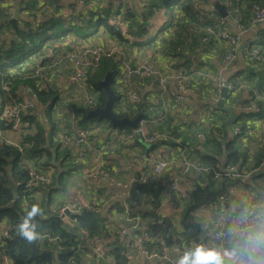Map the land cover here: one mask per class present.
Here are the masks:
<instances>
[{
    "label": "trees",
    "instance_id": "1",
    "mask_svg": "<svg viewBox=\"0 0 264 264\" xmlns=\"http://www.w3.org/2000/svg\"><path fill=\"white\" fill-rule=\"evenodd\" d=\"M22 1L23 4L20 6L24 7L25 20H21L23 25L17 27L11 37L7 35L9 31L7 33L2 31L3 28L9 29V24L5 23L6 16L4 13L7 9L0 5V117L6 107V101H13L9 97L14 100L16 98L22 100L24 96L17 95L26 89H29L30 98L34 103L31 109H27L30 112L29 114L23 117L22 113H19L20 125L14 131V133L19 134V143L15 144L0 137V234L6 228L14 227V230L10 232L11 237L3 235L0 237V264H26L31 256L32 246L19 236L17 225L32 205L38 202L40 191L44 192V195H46L44 198L46 199L39 205L44 210V215L36 218L39 225L37 231L40 233V237L34 241L36 256L31 264H130L129 256L136 252L131 242L134 237L138 238L143 235H146L147 239L141 240V244L143 248H148L149 253L158 252L162 256L164 251L168 252L173 249L174 254L170 255L168 264H171V260L175 264L177 257L180 256V254H176V249L184 251L187 246L204 242L206 235H208L202 229L200 223L197 222V206L200 205L201 209L205 210V208L215 203L219 196H228L230 179L217 180L213 177V171H210L206 175L195 178L196 183L184 198L173 197L167 206L163 205L166 197L164 177L162 183L155 182L158 185L150 182L149 179L147 181L138 180L132 184V193L124 201V203H127V207H123L122 201H120L121 203L111 204L109 211L106 212L107 214L110 213L108 216L109 219L111 217L110 222L105 217V213L103 214L99 210L101 202L95 199L89 202L91 207L83 208L79 214H70L72 221H69V223L64 222L58 216V212L65 203H62L55 212V208H51V197H47L48 189L56 183L57 191L61 192L67 188V185L64 186L61 183L63 173H58V167L56 168V165L48 160L49 147L59 148L61 146L60 150L63 151V148L66 149V147L63 144V139L58 138V135L61 133L72 136L74 131L80 128L91 131L92 128L101 125L103 128L116 130L122 135L132 133L135 130L127 124L112 127L109 120L88 115L89 110L105 106L107 96L99 84L108 72L112 73L113 78L111 88L119 96L118 105L116 106V103L113 105V112L117 118L134 120L139 114H146L147 111L144 110V100L139 103L140 106L138 105L137 109H133L130 103H124V97L128 99L129 90L123 86L121 90L118 89L117 82L120 77L122 78L120 76L122 73V60L116 57L118 55L108 57L102 54L98 69L88 70L83 81L84 88L96 99V103L84 107L72 101L73 104L65 106L63 109L66 110L65 115H69L74 120L75 126L72 132H69L70 128L67 127V130L62 129L61 132L58 131V134H56L54 121L57 120L53 118L51 112H53L54 105L62 98L58 96L59 91L56 84L54 82L49 84L50 82H48L49 79L52 81L55 77V70L57 69L55 55L57 53L65 54L67 50H69L67 52H76L73 50L86 47L89 44H92L90 47H98L100 38L92 39L93 34L83 35L84 32L81 30L86 28L85 26H89L91 22L95 24V27L99 24L105 25V29L110 32H113L115 26L111 21H108V16L98 14L91 6L82 11H73L72 8L69 15L71 20L65 23L67 16H62L60 13L61 5L57 6L50 0L48 1V7L45 8L39 0ZM85 1L90 2V0ZM216 1L226 6L228 14L226 19H219L226 24L227 20L237 17L236 20L238 19L240 28L249 26L250 19L253 17V5L264 7V0H230V5L229 0ZM210 4H212V0H146L145 8L139 14L127 15V18L131 16L138 21H130L128 23L129 31H125L124 34L119 31L116 37L124 50L123 44H127L130 40L137 43L139 47H159V45L168 47L170 51L167 52L166 56L170 60L167 59V63L173 60L175 61V68L190 69L189 55H195L197 49L202 52L203 56H208L209 51L214 49L217 43L222 46L223 54L225 51V45L215 39L211 38L208 42L201 43L202 33H195L196 36H184L183 34L189 28H196V26L191 25L192 22H196L197 26H200L197 29L204 28L209 23L213 27L218 26L219 21H207L203 15L204 9ZM177 11H179L178 18L185 15L184 18L186 19L176 20L174 15ZM214 12L218 14L216 11ZM159 14H162V17L165 18L163 25H175L177 31L182 34L177 32L175 37L169 38L166 42L162 41L159 35V33H162L164 26L157 29L156 34H152V29H149V27L157 20ZM195 15H199L200 20H195ZM1 18L5 20H1ZM30 18L34 19V23L29 20ZM23 26L28 27L29 30L24 31ZM69 33L72 34V37L67 38ZM183 37L185 38L182 41L181 38ZM187 37H191L192 42L190 43L195 46V50L190 51V53L183 49L184 43L188 41ZM70 40L72 42H69ZM260 45L264 47V42H261ZM49 53H51V57L46 60ZM124 53L126 54L125 51H123ZM156 53H159V50H156ZM163 55L165 54L163 53ZM32 57L36 59L30 60ZM138 57L139 60H143L141 55H138ZM153 57L155 58L154 55ZM43 59L44 63L40 66V61ZM177 59L185 60V62L179 63L176 61ZM25 62L29 63L20 67ZM129 63L131 66L137 64L136 60ZM185 63H189V66H183ZM153 66L157 68L160 65L155 60ZM151 79L149 76H143L140 80L138 78L133 80H137L140 85L141 83H150ZM232 83L236 88V83L234 81ZM140 86L142 87V85ZM254 89L248 91V96L251 99L255 98ZM226 96L229 95L226 94ZM61 103H63V100ZM38 108H42L45 120L43 124H39L36 120L39 116L36 113ZM221 111L224 112L222 109ZM256 118L258 117L254 116V120ZM63 120L66 121L67 119ZM47 121L50 123L48 128L43 126ZM12 125V122L8 123L4 118H0V134L1 132L5 133L7 129L12 131ZM233 125L240 127L239 135L247 132L246 122L240 116ZM33 126H35L34 134L30 132ZM224 127L225 122H221L219 127L210 128V152L200 157V163L211 166L212 169L216 170H224L234 165L237 166L240 172L245 170V173H247L246 171L251 170L260 163L263 155L257 157L258 161L255 166L247 167L245 156L247 150L241 151L242 148L236 145L234 139L226 140L223 137ZM221 130L222 133L220 134ZM25 131L29 132L24 133ZM174 136L176 137L177 134H174ZM179 142V144H176L166 140L161 141L157 146L174 147L181 151L186 148L185 145L188 141L180 140ZM157 146H151L150 150H155ZM42 157H46V160L40 161ZM33 161L34 163H32ZM76 164L73 163L69 166L71 167L70 172H75V170L88 171L84 169L86 165L78 166ZM49 165L53 167V170L51 176L47 177V181L39 182L29 189L18 185V183H27L31 170L39 173L42 170L44 174L50 173ZM100 165L97 168H100ZM97 168L91 167L90 172L93 173ZM92 177L95 179L93 175ZM80 178L87 185V180L82 175ZM135 178L139 179L140 175ZM257 178H259L255 181L257 184H264V179ZM11 181L15 184L16 198L13 197L10 189ZM92 193L102 195L103 199L105 198L104 203L109 202L110 195L112 196L108 192L104 197L105 192L103 195L98 189H93ZM169 212L171 213L169 214ZM125 216L126 218L123 219ZM127 218L132 219L131 224L126 221ZM130 226L134 228L131 229ZM123 228H127L128 232L122 237L120 230ZM98 245L102 246V252L104 253L101 256L94 250ZM108 249L110 253L105 258ZM88 254H90V257H88ZM92 258L97 259L96 262ZM87 259L88 261H86ZM151 259L158 260L153 256ZM158 261V264H160L162 260Z\"/></svg>",
    "mask_w": 264,
    "mask_h": 264
},
{
    "label": "crops",
    "instance_id": "2",
    "mask_svg": "<svg viewBox=\"0 0 264 264\" xmlns=\"http://www.w3.org/2000/svg\"><path fill=\"white\" fill-rule=\"evenodd\" d=\"M39 1L42 5L47 6L43 0H39ZM79 1L81 0H59L58 1L59 3L56 4L57 6L61 5L62 9L60 10V13L62 14V16H65V17L67 16L65 19V23L71 20L69 15L71 14L72 8H73V11L75 10L82 11L88 6L94 7V10H96L98 14H101L102 16L104 15L108 16V21H111V23L116 22L115 24H113L115 26L113 28V32H110L108 29H105V25L99 24L98 26L95 27V33L92 39L100 38L98 40L99 41L98 47L107 48L114 44L117 46L116 47L117 50L119 49L120 51H122V53L123 51L126 52V54L124 53L123 55H124V58L128 62L133 63V61L136 60L137 64L145 62L153 66L156 60L160 66L157 68L154 66L153 67L158 69L159 71L162 70L165 66H167L166 65L167 59L170 60V58L166 56L167 52L170 51L168 47H162V45H159V47H150V46L139 47L137 43H135L133 40H130V42H128L127 44H123L125 47V50H124L123 47L120 45V41L116 37L117 33L120 31L119 23L122 29H125L126 27L125 31L127 32L129 31L128 23L130 21L131 22L138 21L136 18H133L131 16L130 18H127V15L130 14L134 16L135 14H139L141 10L145 8L146 0H90V2H86L85 0H82L84 2L83 6H80ZM215 2L217 1L212 0V4H210V6H206L204 11L207 12V11L213 10L212 7ZM22 4H23L22 0H0V5L4 7V9H7V11H5L4 13L6 16L5 19L15 18L17 22V27L23 25L21 23V20L25 18V11H23L24 7L20 6ZM178 12L179 11H177L174 15L175 19L185 20L186 19L184 18L185 15L179 18L177 17ZM205 12H203V15ZM198 16L199 15H195V20L199 19L200 16L199 17ZM5 19L1 18V20H5ZM29 20L32 23H34L33 18H30ZM164 20L165 18L162 17V14H159L157 16V20L154 21L150 25L151 27H149V29H152V34H156L157 29L164 26L162 33L161 34L159 33V35L162 38V41L166 42L169 40V38L175 37V35L177 34V29L175 25H169V26L163 25ZM191 25L196 26V28H189L186 30V32H189V30H191L188 36H196L195 31L197 30V28H200V26H197L196 22H192ZM226 25L232 30V32L234 33L237 32L236 22L233 19L227 20ZM250 25L251 24H249V26L246 25L247 26L246 28H241L245 30L246 32L245 33L241 32L239 50L236 54L235 60L231 63V65L228 68H225L224 63H223V55H224L223 48L217 43L215 45V48L209 51L210 54L205 57V61L202 64L205 67L206 72L210 73L212 76L213 75L216 76L221 72V78L224 81H229V82L234 81L236 83V91L233 93L228 92L227 94L229 96H225L223 99V106L232 108L234 113L236 114V117L233 122L228 124L231 118V113L223 108L218 107L217 102L219 99H222V96L220 92L215 93V88H214L215 84L211 83V87L210 86L208 87L203 79L196 78L189 85L187 89V96H185L186 97L185 102L174 104L173 108L168 114L167 121L164 124H161V125L149 124L148 125V129L150 132H160V133L169 132L171 135L177 134L175 138H177L178 140L188 141L187 145H185L186 148L181 151H178L174 147H168V146L165 147L161 145L157 146L156 149L162 150L166 158L176 161L179 157V154L182 151H185V154L187 155L189 159L200 162L199 159L201 156L199 155V153L202 152V154H205V153L210 152V148H211V145H209L210 128L219 127L221 125V122H225V127L223 129L224 130L223 137H225L226 140L234 139L236 141V145L242 148V149L240 148L241 151L247 150L246 152L247 155L244 153L247 158V164H248L247 167L255 166V163L258 161L257 157L263 155L262 158L260 159V163H258L256 167L252 168L251 170L246 171L247 173H245V170H242V172H240L237 166H235V170L239 174H241V177H244L242 183H239L238 185L236 184L235 192H237L240 189L247 188L249 184L252 183L254 178L260 177L264 179V63L254 62L251 57V52L253 48H259L262 52L264 51L263 49L264 47L260 45L261 42L262 43L264 42V22L256 26H253L251 28H250ZM2 31L4 33H7L8 31L10 32L11 25H9V29L3 28ZM125 31L123 32L121 31L122 34H124ZM179 31L183 32V30L181 29H179ZM179 34H182V33H179ZM67 35H68L67 38L72 37L71 33ZM188 38L189 37H187V39ZM181 40L183 41L184 37L181 38ZM69 42H72V41L70 40ZM91 45L92 44H89L87 46H91ZM73 49H76V48H73ZM183 49L187 53H190V51L192 52L195 50V46H193L189 41H187L186 43H184ZM220 49L222 50V52ZM156 50H159V53H156ZM163 53L165 55H163ZM138 55H141V58L143 60L141 59L139 60ZM153 55L155 56V58L153 57ZM34 59L36 58L32 57L30 60H34ZM115 60L119 62V60L117 59ZM176 61H178L179 63L185 62V60H182V59L181 60L177 59ZM28 63L29 62H25L20 67H23ZM67 64L69 65V71L67 72L66 78L69 82L68 74L70 72V64L68 62H65V61L58 62L56 70L58 69L60 70L64 65H67ZM190 64H191V61H190ZM183 66H189V63H185ZM222 69L224 70L222 71ZM120 76H122V73ZM133 79L135 78H131L129 81H127V85L125 86V88H127L129 91L134 90V91L139 92L140 90V93L142 95V100L144 98V103H145L144 110H147L148 107L152 105L154 102H156L157 100V96L153 95V94H156V89L154 87L153 88L150 87L151 83H146V84L144 83L145 85L141 83L140 84L142 85L141 87L139 85V82ZM119 80H117L118 89L121 90L123 87H122V82L119 83ZM253 88H255L254 89L255 98L251 99L248 96L249 95L248 91ZM83 90H84L83 92L84 95L69 96L68 100H65V101L71 100V102L73 101V102L79 103L80 105L84 107L87 106L84 104V99L91 95L89 94L86 88H84ZM124 99H125L124 103L126 102L130 103L133 109L138 108V106H135L136 104L132 103L127 98L124 97ZM118 101L115 102L116 106L118 105ZM42 108H40L41 111H42ZM58 109L59 108H57V110ZM221 109L224 112H222ZM65 111L66 110H62V109L58 110L56 112V116L59 117L58 122H60V126L66 130H67V127H69L70 128L69 132H72L75 126L73 125L74 120H72V118L69 117V115H65L66 114ZM37 113L39 114V112ZM239 116L243 120H245L246 125L248 127L247 132L244 133L243 135H239L240 127H235L233 125V123L237 120ZM254 116L258 118L254 120ZM63 119H67V120L64 121ZM44 127L48 128V125H45ZM32 131L34 132V129H32ZM113 131L114 130H109L108 128H103V126L101 125L96 126L94 133L96 132L100 136L98 137L97 135L98 139H97L96 144H100V146L104 147L105 146L104 139L111 138L110 141H113L115 145H118L117 148H120V144H117L118 142L117 140H119V138L116 137L117 135L115 136L112 135ZM198 131H204L207 133V141L203 145L198 142L197 149H195L197 142L195 140L194 135ZM9 133L10 132H5L3 134H5L6 137L8 136V139H9ZM221 133H222V130L220 131V134ZM13 135L15 137H13L12 142L15 144L19 143L18 141L19 137H16V135H19V134L13 133ZM62 135L63 134L58 135V137L61 138ZM92 138H95L94 134L90 138L91 141H93ZM57 142H59V140H57ZM151 146L152 145H149V150L144 160V164H142L141 166L132 165L129 162H126L125 164L121 161H118L117 159L114 158V156H112L111 159L114 160V162L112 163L113 167L111 166V170H110L112 172L110 174L112 175V177H111V180H106V181L116 180L115 175H119L120 177H127L129 174H132L130 177V180H132L133 177H137V175L144 176V178L147 177L148 175L150 176L151 168L147 164L152 165L153 163V160L151 159V154H152V151L150 150ZM60 148L61 146L59 147V149L58 147L52 146V147H49L48 149L50 152L48 154L49 162L54 163L56 165V168L58 167L59 169L58 173H63V178H62L61 183H63L64 186L67 185V188H65L64 191L60 192L56 190L57 188V183H56V185L54 184L47 191V197L50 196L51 197L50 199L52 201L51 208H55V212L57 211V208L62 203L69 204V205H75L76 206L75 210L79 212L83 208L91 207L89 205V202L95 199L96 201L101 202V206H99L100 207L99 210L101 213L104 214L105 213L104 207H106V209L109 210L112 203H117L121 201L122 197L115 196L117 193L115 189L116 187L115 184H113V186H109L112 188L108 189V187H105V184L103 185V181L98 183L95 181L96 179L87 178V177L92 176V172H90L91 167L95 169L101 164V162L105 164L103 155L108 150L114 151L113 148L103 151V154L101 155H98L97 153L94 154L90 150L86 149V157H84L83 159L77 158V156L74 154L73 149L63 148V151H62L60 150ZM57 152L58 154H56ZM43 160H46V157H42L40 159V161H43ZM73 163L74 164L77 163L78 166L86 165L84 169L88 171L82 172V171L75 170V172L74 171L70 172L69 169H71V167L69 166L72 165ZM118 164H120L123 168H121ZM103 168L104 166H102L100 169H103ZM52 170H53V167L51 168L50 172ZM81 175L87 181L92 180L94 184V188L98 189L101 194L104 195V192H105L104 197L108 194V192L109 194H112V196L110 195V201H109L110 203L107 201L106 205L104 206L105 198L103 199L102 195L99 196V195L93 194L92 192L90 193V191L89 192L86 191L88 188L84 190L83 192H81V194H78L79 191L86 186V185L84 186V182L80 178ZM163 177H164L163 180L165 181V183H167L172 178L170 177V173L165 174ZM232 178H233L232 176L228 177V179H230V183L233 182L231 180ZM144 180L147 181L146 178ZM190 182L191 183L189 184L190 186L189 190L192 189V186L196 183V179L193 178L191 179ZM163 190H164V185H163ZM118 195H119V192H118ZM38 197H40V199H38V202L36 204L40 205L41 202L44 199H46L44 198L46 197V195H44V192L40 191V193H38ZM168 200L165 199L164 201L165 203L163 204L164 206H167L170 203V199ZM75 214L77 213H74V215ZM110 221H111V217H110Z\"/></svg>",
    "mask_w": 264,
    "mask_h": 264
},
{
    "label": "built area",
    "instance_id": "3",
    "mask_svg": "<svg viewBox=\"0 0 264 264\" xmlns=\"http://www.w3.org/2000/svg\"><path fill=\"white\" fill-rule=\"evenodd\" d=\"M80 6L84 5V2L81 0ZM231 1L229 0V5ZM253 17L250 19L251 27L256 26L262 22H264V7H260L258 5H253ZM204 17L207 21L218 22L217 27L211 26V24L205 25L204 28L198 29L200 30L199 33L203 34L201 39V43H206L209 40L215 39L218 42L225 45V51L223 55V63L224 67L228 68L231 63L235 60L236 54L239 50L241 32L245 33L246 31L240 28L238 23V19L234 18L233 20L236 22L237 32H232V30L223 23L219 18V16L213 11H207L204 13ZM115 24L116 22H112ZM120 31H125L122 29L119 23ZM197 31V30H196ZM195 31V32H196ZM259 40V39H258ZM188 41L191 42V37L188 38ZM116 45L109 46L107 48L101 47H82L78 48L77 50H73L76 52H66L65 54L57 53L54 57L56 63L55 66L57 67L58 62L65 61L70 64V72L68 74L69 83L75 89H82L83 81L86 78V73L88 70H96L99 67V60L102 54H105L108 57H113L115 55L117 58L122 60V78L119 80V83L122 82V86L125 87L127 85V81L131 78H142L143 76L151 77L150 87L155 88L156 92H158L157 100L152 105L148 107L147 114L143 115L141 119L138 121L137 128L129 134H120L116 130L112 132V135L125 140L126 138H131L132 141H139L152 145L157 146L161 141H172L176 144H179L180 140L175 138L174 135H171L169 132H150L148 129L149 124H164L167 121L168 114L173 108L174 104L183 103L186 100L187 96V89L189 85L196 79L201 78L207 84V86L211 87V83L215 84L214 88L216 92H221V88L225 87L227 92H233L236 90L234 84L229 81H224L221 78V72L218 75H211L210 73L206 72L204 66H199L201 57H205L202 55V52L197 49L195 55H189V59L192 62V67L188 70H184L182 68H175L174 64L175 61H170V66H165L162 70H158L154 68L149 63L142 62L140 64H136L135 66H131L130 63L124 58L123 53L118 49H116ZM120 54V55H119ZM197 57V60L193 61V58ZM251 57L254 62L257 63H264V54L259 48H253L251 52ZM205 59V58H204ZM199 64V65H198ZM198 65L196 68L195 66ZM224 69H222L223 71ZM123 80V81H122ZM17 96H24L22 100H18L17 98L14 100L12 97H9L10 100L13 101H6V107L1 115V119H5V121L12 122V129L13 131L16 130L17 127L20 125V117L19 113H22L23 117L29 114L30 112L27 109H31L34 106L30 98L29 89H26L21 94ZM128 99L136 104L137 106L140 105L142 101V95L134 90L129 91ZM144 100V98H143ZM20 101V102H17ZM96 103V99L92 96L86 97L84 99L85 105H92ZM142 114V113H141ZM1 134H3L1 132ZM0 134V137L2 138ZM92 135V131L86 128L77 129L72 136L70 135H62L61 138L63 139V144L68 149H73L74 154L79 159H83L86 157V149L90 150L92 153H97L98 155L103 154V146H96V149L90 145V138ZM196 142L200 144H204L207 141V133L204 131H198L194 135ZM30 147V145H29ZM105 147V146H104ZM107 149V148H106ZM151 159L153 160L152 165L147 164L150 169V176L148 175L145 177L147 180L152 183L159 182L162 183L163 176L167 173H170V177H172L165 185V199H172L173 197L184 198L189 191V184L191 183V179L201 177L206 175L210 171H213V177L217 180H222L228 178L229 176L233 177L231 180L233 182L230 183L228 187V193H235V186L239 183H242L244 177H241L235 170V166L231 165L224 170L221 169H212L211 166L204 165L199 161H193L187 157L185 151H182L179 154L178 159L172 160L166 158L164 152L160 149H155L152 151ZM103 162H101L100 168L102 167ZM97 168L92 175L95 177V181L100 183L106 182V180H111V175L103 173V169ZM40 170V169H39ZM46 175V176H45ZM47 174H44L42 170L39 172L31 170L29 173V180L25 184L18 183L19 186H23L24 188H31L32 186L38 184L39 182L47 181ZM144 176H140L139 179L132 178L130 181L129 187L131 188L132 184L138 180H143ZM135 180V181H134ZM190 180V181H189ZM117 181L114 182L116 186ZM157 184V183H155ZM158 185V184H157ZM116 196L122 197L121 201L123 203V207H127L124 203L126 198L130 195H123L118 191ZM126 197V198H125ZM169 201V200H168ZM119 203H121L119 201ZM75 205L64 204L59 212L58 216L63 220H69L70 217L68 215L77 213L75 210ZM205 210L211 211L210 207L205 208ZM132 222V219H129ZM14 230V227L6 228L1 234L5 237H11V231ZM127 229L123 228L120 230V234L123 237L127 234ZM134 248H138L141 252L145 250L138 242L132 243ZM99 246V245H98ZM97 246V247H98ZM164 254L160 256L156 253L154 258L158 260H162L160 264H164L166 257L165 251Z\"/></svg>",
    "mask_w": 264,
    "mask_h": 264
},
{
    "label": "clouds",
    "instance_id": "4",
    "mask_svg": "<svg viewBox=\"0 0 264 264\" xmlns=\"http://www.w3.org/2000/svg\"><path fill=\"white\" fill-rule=\"evenodd\" d=\"M200 60L198 65L203 66L205 59ZM256 179L247 188L219 196L211 211L197 206V222L208 235L204 242L185 247L175 264H264V184H257ZM43 215L44 210L33 204L21 218L17 230L27 243L39 239L36 218Z\"/></svg>",
    "mask_w": 264,
    "mask_h": 264
},
{
    "label": "rangeland",
    "instance_id": "5",
    "mask_svg": "<svg viewBox=\"0 0 264 264\" xmlns=\"http://www.w3.org/2000/svg\"><path fill=\"white\" fill-rule=\"evenodd\" d=\"M45 2V4L48 6V0H43ZM47 6H45V8H47ZM64 27V26H63ZM86 28H82V32H84L83 35H88V34H93L94 35V32H95V24H93L92 22L89 24V26H85ZM22 29H24V31H28L29 28L26 27V26H23ZM178 32V31H177ZM191 32V30H189V32H186L184 31L183 34L184 36L188 35L189 33ZM185 38V37H184ZM206 57V56H205ZM205 57H202V59H204ZM197 60V57H194L193 58V61ZM167 66H170L171 64L170 63H166ZM69 71V65H64L60 70H56L55 72V77L54 79H49L48 82H50L49 84H51L52 82H54L56 84V88L57 90L59 91V97L62 98L63 100V103H61L62 100H59L55 105H54V109L53 112H51V114L53 115V118H55L57 121H54L55 123V133L58 134V131H62V127L60 126V122H58V118L56 116V112L60 109H64V106L65 105H69V104H73V102L70 101H65V100H68L69 96H82L84 95V88L82 89H75L72 85H70V83L68 82L67 80V72ZM57 78V79H56ZM72 86V87H71ZM154 96H157L158 95V92H156V94H153ZM61 103V104H60ZM57 108H59L57 110ZM39 112V115L40 116H37V121L39 124H43L44 123V115L42 113V111L38 108V111H36V113ZM139 115H145V114H139ZM66 123V122H65ZM50 124L48 121L43 125H48ZM75 125V124H73ZM35 126L32 127V129H34ZM96 127L95 128H92V133L95 135V138H92L93 141L90 140V145L96 149V146H99L100 144H96L97 143V135L98 137L99 134L98 133H94ZM6 132H10L9 133V139H8V136L6 137L5 134H1L2 138L4 140H7V141H12L13 137H15L13 135L14 131H10L9 129L6 130ZM29 131H25L24 133H28ZM31 133L34 134V132L31 130ZM92 134V136H93ZM61 135V133H60ZM16 137H19L18 135H16ZM63 137V136H62ZM59 138V137H58ZM105 147H103V149H105L104 151H106L107 149H114V151L112 150H108L104 153L103 155V159L105 161V164H103L102 166H104V170H103V173L105 174H108V176L112 173L110 170H111V166L113 167V162L114 160H112V156H114L115 159H117L118 161H121L123 163L126 164V162H129L130 164L132 165H136V166H141L142 164H144V160L146 158V155H147V152H146V145L148 144H144L143 142L139 141V144L136 142V141H132L131 138H126L125 140H122L119 138V140H117V144H120V148H117L118 145H115L113 141H110L111 138H105ZM107 147V149H106ZM59 149V148H58ZM200 156L204 155L202 154V152L199 153ZM107 156V157H106ZM109 157V158H108ZM34 163V162H33ZM121 168H123L120 164H118ZM51 165H49V169L51 170ZM48 176H51V172L50 173H47ZM132 174H129L127 177H120L119 175H115V178L116 180L114 181H106L105 182V187H109V186H113L114 182L117 181L116 183V191H118L119 193L123 194V195H130L132 193V188L129 187V184H130V177H131ZM135 178V177H133ZM88 179H94L92 176L88 177ZM84 186H85V182H84ZM83 187V186H82ZM81 187V188H82ZM88 188V189H87ZM87 189V190H86ZM95 189L94 188V184L92 182V180H89L87 181V185L81 189L79 191L78 194H81V192H83L84 190L86 191H90V193L92 192V190ZM126 198V197H125ZM125 204L127 205V203L125 202ZM106 205V203L104 204V206ZM107 211L109 210H106V207H105V217L107 218L108 222H110V219L108 218L109 214L110 213H106ZM171 212H169L170 214ZM68 217H70L68 215ZM126 216L123 218L125 219ZM122 219V220H123ZM178 219V218H177ZM69 221H72V219L70 218ZM129 224L130 221L129 219L127 218V220ZM128 224V225H129ZM130 228H134L133 226H130ZM127 229V228H126ZM128 231V229H127ZM147 239V236L146 235H143L141 237H134L133 238V241L131 242V244L133 242H138L140 244V247L143 246L141 244V240H146ZM97 248L98 247H95L94 250L97 252ZM136 249V248H135ZM136 251L135 253H132L129 258H130V264H158L159 261L158 260H155L153 261L151 259L152 256H155L156 253L159 255L158 252H153V253H149L148 251V248H146L143 252H141L139 250V247L134 250ZM170 251V252H169ZM168 252H165V257H166V260L164 262V264H168L169 263V260H170V255H173L174 254V250L171 249L169 250ZM101 252V255H103L104 253L102 252V248L100 250ZM138 252V253H137ZM110 253V250L108 249L107 252H106V255H105V258H107ZM99 254V253H98ZM176 254H180L182 255L183 254V251H180L178 249H176ZM140 255V256H139ZM88 257H90V254H88ZM94 262H96L97 259H94ZM91 259V260H92ZM88 261V259L86 260ZM171 264H173V261L171 260Z\"/></svg>",
    "mask_w": 264,
    "mask_h": 264
},
{
    "label": "water",
    "instance_id": "6",
    "mask_svg": "<svg viewBox=\"0 0 264 264\" xmlns=\"http://www.w3.org/2000/svg\"><path fill=\"white\" fill-rule=\"evenodd\" d=\"M54 4H58L59 0H51ZM213 9L219 14V16L221 18L226 19V17L228 16L227 11H226V6L224 4H220L218 2H215L213 5ZM5 23L11 25V31L8 33V37H11L15 31V29L17 28V22L15 20V18H10V19H6ZM51 57V53H49L48 57L46 58V60H48ZM44 63V59L40 61V66H42ZM113 82V78H112V73L108 72L104 79L100 82V87L104 89L106 96H107V100L105 103V106L103 108H95L92 110L88 111V115L91 116H96L98 119H107L110 121L111 126L112 127H117V126H121L124 124L129 125L130 127L137 128L138 125V121L139 119H141L142 115H138L134 120H129L127 118H117L116 114L113 112V105L116 101L119 100V96H117L113 89L111 88V84ZM227 94V90L225 87H223L221 89V96L222 99H219L217 104L218 107L223 108L225 110H227L228 112L231 113V118L228 122V124H230L231 122L234 121L236 114L234 113L232 108H228L223 106V99ZM149 150V145H146V152H148ZM9 169V167L7 168ZM11 192L14 198H16L15 196V184L13 183V181H11ZM64 222L69 223L68 220H64ZM32 246V251H31V256L29 257V259L27 260L26 264H31L32 261L34 260L36 253H35V248H34V241L31 243ZM102 246L99 245L97 248V252L100 254L101 256V250Z\"/></svg>",
    "mask_w": 264,
    "mask_h": 264
}]
</instances>
